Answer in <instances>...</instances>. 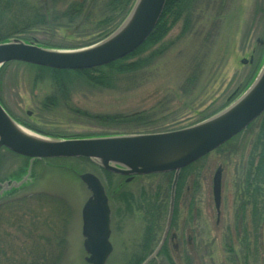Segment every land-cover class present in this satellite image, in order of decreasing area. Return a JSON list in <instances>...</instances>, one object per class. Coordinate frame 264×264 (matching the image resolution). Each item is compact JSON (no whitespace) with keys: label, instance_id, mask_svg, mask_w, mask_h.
<instances>
[{"label":"rangeland","instance_id":"1","mask_svg":"<svg viewBox=\"0 0 264 264\" xmlns=\"http://www.w3.org/2000/svg\"><path fill=\"white\" fill-rule=\"evenodd\" d=\"M186 15L190 17L188 25L180 18L154 46L165 47L162 55L139 74L121 78L126 83L123 87L98 91L78 85L67 100L53 93L55 87L48 83V78L36 81L37 69L15 61L0 70V101L24 129L46 139L162 132L206 119L242 95L262 68L264 0H195L184 13L185 18ZM95 16L101 17L98 8ZM75 24L37 27L20 36L55 50L70 51L101 39L99 36L114 25L102 28L98 20L86 21L78 28ZM48 95H55L57 103L44 108L42 101ZM80 112L103 114V120ZM124 115L137 117L127 118L130 123H120L124 119L110 120ZM259 125L260 118L221 149L186 167L183 179L175 185L172 206L171 173L133 175L125 182L127 175L107 174L90 160L38 159L28 166L26 158L0 149V184L5 187L11 181H26L21 192L9 197L17 201L13 210L0 206V264H33L28 254L32 251L35 256L43 253L46 257L60 252L57 264H87L80 211L90 194L77 175L86 171L100 178L109 195L112 252L105 264H133L138 257H143V262L150 257L163 236L170 209L165 245L174 264H264V243H260V237L255 246L253 241L258 230L252 233L249 229L246 233L250 250L241 244L243 224L251 226L250 204L246 205L242 220L239 215L240 203L251 200L252 187L246 179L252 175H248L249 166L258 165ZM217 168L221 170L218 209L212 195V177ZM260 170L263 173L257 171L254 179L261 184L255 185L251 197H256L258 207L264 210V169ZM121 180L123 183L117 187ZM113 189L115 192L110 195ZM6 191L0 186V198H4ZM49 225L56 233L63 226L60 235L65 242L59 244L62 251H49L57 247L56 242L52 246L47 240ZM171 234L175 235L172 241ZM230 244L233 253L228 251ZM165 245L162 243L159 251ZM49 259L45 258L43 263L48 264ZM151 260L152 264H170L158 253Z\"/></svg>","mask_w":264,"mask_h":264},{"label":"water","instance_id":"2","mask_svg":"<svg viewBox=\"0 0 264 264\" xmlns=\"http://www.w3.org/2000/svg\"><path fill=\"white\" fill-rule=\"evenodd\" d=\"M165 0H134L119 25L102 39L77 50H55L12 37L0 42V67L11 61L55 69L82 70L118 60L140 46L155 27ZM243 63L245 59L241 60ZM264 111V63L251 85L235 101L216 114L186 127L133 134H112L86 138L46 139L24 129L0 104V148L36 159L84 157L104 170L127 175L173 171L171 206L181 168L217 149L244 131ZM29 170V168H28ZM90 191L81 208V234L88 264H104L112 250L109 241V207L103 186L92 172L78 175ZM24 179L11 181L6 190L18 188ZM221 172L212 177V195L216 209L220 204ZM171 209L159 245L142 264L158 253L169 228Z\"/></svg>","mask_w":264,"mask_h":264},{"label":"trees","instance_id":"3","mask_svg":"<svg viewBox=\"0 0 264 264\" xmlns=\"http://www.w3.org/2000/svg\"><path fill=\"white\" fill-rule=\"evenodd\" d=\"M133 1L134 0H0V42L7 41L12 37H20L27 42L31 41L33 39H29L20 35L23 33H27L33 30L34 28L42 26L53 25L63 27L65 25L76 23L75 28H78L81 27V24L86 21L93 23L98 20V24L103 28V26L105 25L114 23L111 28H107L105 32L99 36V38H102L104 35L106 36L119 25V23L124 19L127 12L129 11ZM194 1L195 0H165L161 15L146 40L131 53L108 64L82 70L55 69L33 64L27 65L37 69L36 81L43 82L45 80L44 78H48V80L50 81L48 83L52 84V86L55 87V91L53 93L57 94V96L58 94H60L67 100L71 98V91L75 90L78 85L84 86L87 89H95L98 91L111 89L113 90L120 88L121 86L123 87L124 85H126V83H122L120 81L121 78L126 77L129 74H139L140 70L151 65L154 58L162 55L165 47L159 46L154 49V46L156 44L158 46V44L163 40L168 31L171 29L173 23L183 17L184 21L186 22V26L187 21H189L190 17L186 15L185 18L184 13L186 12L187 8L193 4ZM96 8H98V11H100L101 17L99 16V19L95 16ZM187 13H189V11ZM136 80L137 78L135 79V81ZM135 81L132 82V85L137 82ZM129 84L131 83H128L127 85ZM52 97H54L55 99ZM56 103V96L48 95L42 101V106L46 108L50 107V105L54 106ZM80 113L82 115H87V117L90 118L95 117V119H99L101 121L103 120V114L95 116L92 114H86L85 112ZM131 117L137 116H116L114 118H111L110 120L124 119L125 121L119 122L130 123L131 121H127V118ZM259 118L260 125L257 134V142L261 145V151L259 152L260 156H258V166L253 167L251 162L252 166H249L248 175H252H249L246 179L248 185L252 187V192L249 195L251 200L249 202L243 201L240 203L239 206V215L241 220L245 216L246 205L250 204L251 206V211L249 213V222L251 223V226L248 225L247 222H245L243 224V227L241 228L243 232V240H241V244L243 247L246 248L247 251L250 250L251 247V243L247 240L250 238L246 234L249 229H251L252 233H255L258 230V235L253 236L254 246L255 243H258L259 237L262 240V242L260 240V243H264V210L258 207L260 202H256V197H251V195L254 196V190H256L257 188L255 185L261 184L258 183V181H255L254 174L257 171L262 174L263 171L260 169H264V113ZM137 120L132 121L136 122ZM141 122H143V120H141L139 123ZM112 123H114V121ZM222 147L223 145L220 146L218 149H221ZM80 159L87 160L85 158ZM254 169H257L255 173L253 171ZM104 172L110 174L109 172ZM168 174L171 176L170 173ZM183 177L184 176L182 175L179 181H181ZM21 190L23 189L12 188L10 190H7L5 192L4 198H0V206L5 205L8 210H13V204L17 203V201L9 197L14 195L15 193L21 192ZM61 213L62 212L60 211L54 214V216L58 217ZM33 219L36 220L37 217H33ZM34 220L33 230L36 227L35 222L37 221ZM50 225H52V223ZM50 225L46 228L49 230L48 232L50 233V237H48L47 240L52 244V246L53 243L56 242L57 247H51L49 251H51V249H57L59 251H62V249L59 247V244L61 245L65 242L63 235H60L63 234V226L60 225L59 229H61V231H57L56 233L55 228H50ZM151 232L152 231H150V233ZM166 243L167 242H165L164 245ZM228 251H233V247L231 244L228 245ZM35 253V251L28 252V254L32 256L30 262H34L33 264H45L43 263L46 262L45 258H51L49 259L50 262L48 264H57L61 257L60 252L55 257L51 255L49 257H46V255H44L43 253H41L40 256L37 253V255L35 256ZM159 254L164 255L166 259L170 262V264H174L169 255L168 249L166 248V245L165 247H163L162 251L158 253V255ZM142 260L143 257H138L135 263L133 264H140ZM153 261L151 260L146 264H152Z\"/></svg>","mask_w":264,"mask_h":264},{"label":"flooded vegetation","instance_id":"4","mask_svg":"<svg viewBox=\"0 0 264 264\" xmlns=\"http://www.w3.org/2000/svg\"><path fill=\"white\" fill-rule=\"evenodd\" d=\"M28 113V112H27ZM192 166V165H191ZM258 166V165H257ZM184 169H182V170H180V172H179V175H178V179H177V181H179V179H180V177L183 175H185L184 174V171H183ZM130 179H132V177L131 178H129V179H127V177H124L123 178V181H125V182H127V181H129ZM102 182V181H101ZM123 182H122V180L118 183V185H116L117 187H120L121 186V184H122ZM102 185H103V188H104V191H105V193H106V196H107V200H108V203H109V195H108V192L106 191V188H105V184H103V182H102ZM140 190H141V188H140ZM113 192H115V190L113 189V190H111V194L110 195H112L113 194ZM130 193H132V192H130ZM129 193V194H130ZM132 195V194H131ZM133 196V195H132ZM110 208V207H109ZM110 213H111V210H110ZM169 233V232H168ZM168 233L166 234V238H165V242H168V238H167V236H168ZM170 241H172V240H174V238H175V235L174 234H171L170 235ZM173 247H176V244H173Z\"/></svg>","mask_w":264,"mask_h":264}]
</instances>
